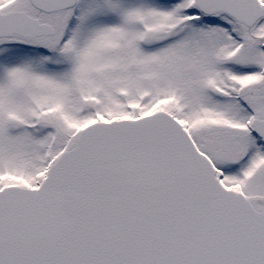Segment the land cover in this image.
Instances as JSON below:
<instances>
[{"label":"snow or ice","instance_id":"1","mask_svg":"<svg viewBox=\"0 0 264 264\" xmlns=\"http://www.w3.org/2000/svg\"><path fill=\"white\" fill-rule=\"evenodd\" d=\"M0 264H264V0H0Z\"/></svg>","mask_w":264,"mask_h":264}]
</instances>
